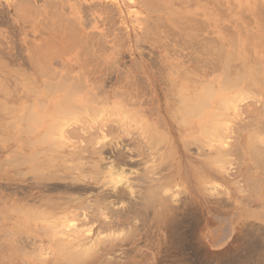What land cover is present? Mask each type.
Returning a JSON list of instances; mask_svg holds the SVG:
<instances>
[{
  "label": "rangeland",
  "instance_id": "rangeland-1",
  "mask_svg": "<svg viewBox=\"0 0 264 264\" xmlns=\"http://www.w3.org/2000/svg\"><path fill=\"white\" fill-rule=\"evenodd\" d=\"M28 1H30L29 5ZM104 1L105 3H103ZM110 1L114 3H110ZM134 1L140 0H51L54 3H64V6L66 4L65 8L67 7L65 9L63 6L61 8L63 10L54 11L56 8H44V0H0V60L7 62V67L5 68L0 65V84L5 86L4 89L8 90L9 94L8 97L0 95V102H4L9 108L10 105L14 107V110L8 115H6L7 111L2 112L0 110V123L2 124H0V189H2L0 190V264L64 263L62 259L57 260L53 258V255L51 256L50 251L54 250V244L50 242L53 240L48 238L51 237L49 233H45L47 235L44 236V232L40 234L38 232L28 233L29 231H26L24 227L18 226L20 222H23L22 213L18 214L21 211L20 209H27L30 206V202L28 204L26 199L29 196H25L26 191L28 189L31 194L35 193L31 185L35 184L36 179L33 178V174L28 172V165L15 167V164L9 163V159L12 160V157L16 156L17 152L30 153L32 151L30 146L25 147L23 145L28 139L34 140V138L29 136L28 132L25 134L27 131L25 129L29 128L27 127L29 123L26 122V120L28 121L26 116L31 115L28 112L29 115L24 116L27 113L24 111L27 105L35 106L37 99L42 102V106L39 105V108L44 107L43 109L33 108V112L40 114L42 111L44 114L42 115L41 113L44 119H42V123H39V126L40 124H46L51 118L50 116L56 113L59 107L57 99H60L62 94L59 89H55L56 87H50L54 86L55 80H59L58 76H64L65 73L70 71L69 75L72 73L71 76H76L80 79L79 75L81 74L82 78L84 77V80L82 78L80 80H83V85L75 77L82 86L81 89H77L79 96L84 97L88 92L98 93L97 97H100V100L104 99V104H101L103 106L97 105L98 108H101L98 109L100 111L103 109L106 112L111 107H115L117 103L126 104V107L128 106L127 108L125 107V110L127 109L126 112L137 111V105L126 103L131 100V102H139L138 104H141V106L138 105L139 108L141 107L140 115L143 111L147 113L146 111L155 110L153 118H149V121L152 119L151 122H155L157 118L164 116L159 111L165 105H177L180 94H177L175 89L178 90L181 86L184 87L192 79H198L202 73L208 72L214 75L218 73V65L224 60V54L229 48L228 45L223 48L221 46L222 41L227 42L231 38L249 40L252 37H264V0H207L204 2L192 0L190 3L187 0H170V3L169 0H162L160 3L158 0L159 4L157 6L163 4L162 7L160 6L163 9L157 11L158 13L154 11L152 14L143 10V7L139 8L134 5ZM107 2L109 3L107 4ZM95 3L98 4L96 5ZM31 5L34 8L31 9ZM82 5L84 8H82ZM21 6L23 7L21 8ZM107 6L108 8H106ZM164 7L168 8L165 9ZM88 8L92 10L90 11ZM20 9H23L24 12L20 11ZM16 10L19 11L18 14ZM59 11L67 13L66 15L62 12L63 15L70 17L62 18L63 15ZM27 12L29 13L28 16ZM50 12L52 16L57 13L61 15V19L65 20V22H61L65 25L69 22L67 21L68 19L72 20L73 18L79 28H76V32L73 35L68 36L71 37L70 40H67L68 38L66 37L68 44L64 40L63 48H58V51L52 48V50H45L47 52L46 55L41 57V60L45 62L41 65L42 69H48L50 66L51 70L53 69L57 73L61 72L60 75L55 72L56 79L54 75L53 77L42 73L39 75L29 63L30 55L36 54V51L40 50L48 42L50 37L47 32L49 31L47 30L48 26L54 27L52 25L54 19H51ZM176 12L182 15V19ZM100 13L103 15L101 16ZM19 15H21L20 18ZM99 15L105 21L97 19ZM48 16H50L49 22H52V24L45 21ZM81 18H83V21ZM90 19L93 21L92 23L97 25L95 28L92 27L94 24H90ZM55 20L57 21V19ZM74 21L70 23L73 22L74 24ZM84 22H88L90 25L86 23L85 27V25H82L85 24ZM202 24L203 26H201ZM96 28L97 30H94ZM78 30H82L83 33ZM102 33L104 34L103 36ZM97 43L102 45L98 46ZM66 45L67 47H65ZM8 58L11 59V62H8L10 61ZM64 69H66V72ZM71 69H73V72H71ZM63 73L64 75H61ZM208 77L212 76L208 75ZM52 78L54 79L52 80ZM29 80H31V83L27 82ZM46 80L51 84L48 90L43 87V83ZM33 86L34 90L31 89ZM114 94H117L116 98H114ZM83 97L82 99L86 98ZM137 98L138 100H136ZM120 109L122 111H118L123 112L124 107ZM26 110L28 109L26 108ZM115 112L118 115L111 114V120L122 117L121 113L116 110ZM45 114H47L48 118L45 117ZM141 116V120H144L143 115ZM19 117L22 121L26 119V123L24 121L21 122ZM135 124H138V122L129 123L124 128L128 132L133 131L136 134V130H133ZM24 126L25 129L23 128ZM31 126L33 127V125ZM71 127L73 126L69 128ZM39 128L41 129V127L35 126V133H42ZM133 132L130 133L131 135L124 137L126 138L125 140L136 137ZM182 137H184V134ZM234 138L235 135H232V138L227 140L231 143L230 149L234 151L231 152L232 154L230 153L229 164L224 163L225 167L222 165V168L226 170H223L224 172L221 171L222 177L206 180L208 183L205 181L207 184L205 182L203 184L209 187V194L213 191L210 195L208 194L209 196L207 195L208 191L202 193L201 196L194 190V178L191 168L192 166L200 167L201 164L194 162L190 158L191 156L180 154L173 146L171 155L169 158L165 156L163 162L165 166V163L169 161L171 169L166 163V169L161 171V175L168 176L167 180L166 176L164 177L166 181H161L169 190V192L167 190L168 194L166 193V196L163 194L164 196L147 197L128 196L126 198L127 201H134V204L131 202L133 208L130 206L134 211L137 204L140 207V211L137 207L138 215L137 211L134 212L136 215L131 213V208L126 200L121 201L123 205L122 203L118 204V202L116 203L117 205L114 204V210L116 211H124L127 205L130 209L129 212L128 210L125 211L128 213H124V216L122 215L124 218L118 221L120 223L116 228L118 230L114 232V237L112 236V239L108 238L110 243H104L105 245L101 243L98 248L97 245H94L92 247L94 249L92 255L80 260L81 262L71 263L264 264V195L255 196L239 192V187L243 183L242 179L237 176L243 170L242 167H252V163L248 159L242 158L241 155L239 157V153L234 154V152L238 151H236L238 148L236 142L239 140L235 141L236 139ZM70 139L71 143L79 140L76 137H70ZM171 139L172 144H174V140L178 139V137H172ZM46 148L47 146L43 147L42 150ZM192 148L189 149L194 151V148ZM189 152L190 150L187 151L188 155H192V152ZM161 153L163 152L161 151ZM157 156L155 154L147 159L141 158L143 160L138 163L139 165L131 166L130 168L125 167V172L128 174L129 181L136 192L141 190V187H138L140 183L136 177L142 175L144 167L151 166L149 162L153 161L154 158L158 159ZM136 159L140 160L134 157V160ZM171 170L175 171L172 172ZM129 172H132L131 175ZM24 173L25 175H23ZM156 173L159 175L160 172L156 171L152 177L159 178L160 175L157 176ZM52 183L59 182L53 181ZM176 190L178 193H176ZM215 192L216 195H214ZM22 196H25V198ZM32 196L35 195L32 194ZM130 197L131 200H128ZM19 199H23L21 200L22 202ZM140 203L141 205L145 203L146 206H139ZM23 234L24 238L22 237ZM16 235L20 236L18 239L22 238V243H19L21 239L18 241L16 239L18 236ZM26 236L28 238L33 236L35 239L38 237L36 241L32 237L34 241H31L38 244L35 245L33 243L34 246L31 248L30 242L27 244L25 240L30 241L31 238L28 239ZM96 236V231H94V235H88L87 237L90 241H94ZM104 236L105 233L103 234ZM87 237H84V240ZM89 239L85 240L84 246L90 244L88 243ZM20 244L24 246H20ZM28 245L30 248H26ZM35 246L36 248L41 246L40 248L43 249H34ZM27 249L32 250L30 252ZM44 249L45 251H43ZM34 251L36 256H33Z\"/></svg>",
  "mask_w": 264,
  "mask_h": 264
},
{
  "label": "bare ground",
  "instance_id": "bare-ground-1",
  "mask_svg": "<svg viewBox=\"0 0 264 264\" xmlns=\"http://www.w3.org/2000/svg\"><path fill=\"white\" fill-rule=\"evenodd\" d=\"M187 1L190 3L192 0H187ZM198 1L204 2L207 0H198ZM159 2L161 3L162 0H159ZM29 3L30 1H28V5ZM103 3H105V1ZM108 3L109 2H107V4ZM110 3H114V2L110 1ZM43 4H44V8H50V9L56 8V10L54 11H57L59 9L63 10L61 8L64 6L63 5L64 3L63 4L60 2L54 3L51 2V0H44ZM133 4L139 8L143 7L144 8L143 10L151 14L154 11L155 13H158L157 11L163 9L161 8L163 4L157 6V4H159L158 0H140L137 2L134 1ZM31 6H29L31 7V9L34 8L33 5ZM65 6L63 8H65ZM108 6L106 8H108ZM22 7L23 6H21V8ZM99 7L101 6L99 5ZM82 8H84V6ZM164 8L167 9L168 7H164ZM23 9H20V11L24 12ZM36 10L40 11L38 9ZM89 10L91 11L92 9L90 8ZM18 12L19 11H17L16 13L18 14ZM28 12L26 13L27 16L29 14ZM35 13L38 14L37 12ZM65 14L67 15V13ZM65 14L63 15L62 18L70 17V16L68 17L65 16ZM49 15L52 16L51 12ZM102 15L103 14H101V16ZM179 15L181 16L179 17L182 19V15L181 14ZM50 16H48V19L46 18L47 20L45 21L49 22ZM53 16L51 17V19L52 18L54 19L53 24L52 22L49 23L52 24L54 27L48 26L47 29L49 30L47 32L50 35L48 42H46L40 48V50H37L36 54H32L29 57V63L34 71L38 72L39 75H41L42 73L43 75L47 76L48 74L50 75V77H53V75L55 77V72L57 73V71H54L53 69L51 70V68H49L50 66L49 67L47 66L48 69L46 68L42 69L41 65L42 63L45 62L41 60V57H43V55L44 56L46 55L47 52H45V50L53 49L58 51V48L61 47L63 48L64 40H66L67 38H68L67 40H70L71 37L68 36L73 35L76 32V28H78V26L76 25L77 23L75 24L76 20L74 21L73 18L72 20L66 19L69 22L67 23V25H65L63 24V22H61V21L65 22V20L61 19V15L57 13L56 15ZM101 16L99 15L97 19L103 21L104 19H102ZM20 17L21 15H19V18ZM55 19H57V21ZM81 19L83 21V18ZM174 19H175V15H174ZM188 19H190V17ZM71 21H74V24L73 22L70 23ZM92 22L93 21H91L90 23L91 25L94 24ZM84 23L85 24L82 25H85L86 27V23L88 22H84ZM95 26L97 25L96 24H94V26L92 25V27L94 28ZM201 26H203V24ZM94 30H97V28ZM78 31L82 32V30H78ZM93 34L95 33L93 32ZM103 35L104 34L102 33V36ZM10 39L12 38L10 37ZM67 40H66L67 42L66 44H68ZM97 44L98 46L102 45V44L99 45V43ZM225 45H228L229 48L226 46L228 49L226 51V54H224L223 57L224 60H222L221 63L218 65L219 67L218 73L216 75L208 72L202 73V75L198 77V79L197 78L195 80L192 79L184 87L181 86L178 90L175 89V92H177V94H180L178 96L180 99L177 105L176 106L165 105V107L159 111V113H162L164 116L157 118L155 122H151L152 119H150L149 121V118L153 116L155 110L146 111L147 113L143 111L141 115H143L145 119L141 120L142 117L140 115L141 107L140 108L138 107V105L141 106V104H138L139 102L137 103L131 102L130 99H129L130 101L126 103L129 105H137V111H134L133 109H132L133 111H131L128 109L131 112L128 111L126 112L127 110V109L125 110L126 104L123 103L118 104L116 102L117 104H115V107H111L106 112L105 110L102 109L101 112L100 110H98L101 108H98L97 105L99 104L101 105L102 103L104 104V99L102 98L100 100V97L99 98L97 97L98 93L88 92L84 96L86 98L82 96L84 99H82V97L79 96L77 89H81L82 87L81 83L84 80V77L82 78L81 74L79 75L80 76L79 79L76 76L74 77L71 76L72 73L71 75H69L70 71L65 73L66 69H64L65 75L63 73L61 75L64 76L59 77L58 75H60L61 73L59 71L60 73H57L59 80L58 79L55 80L56 82H54L55 84H53L54 85L53 87H50L51 86L50 82L49 81L47 82L46 80L43 83V87L45 89L48 90L49 87L50 88L56 87L55 89H59L60 93L62 94L60 95L61 98L57 99L59 107L56 113H53V115L50 116L51 118L49 119L48 122H46V124L45 123L40 124L39 126V123L42 121V119H44L42 116L44 114L42 111H41L42 115L41 113L39 114L38 112H33L34 110L33 108L37 107L38 110H40L41 108L43 109L44 107H41L42 102H39L38 101L39 99H37L36 100L37 104L35 106L34 105L31 106L29 104L27 105L26 108L28 110H26L25 108L24 111L27 113L29 112L31 115L26 116L29 115V113L28 114L26 113L24 115L27 117L25 118L28 119V121L23 117L22 118L24 119L23 120L24 122L26 120V122L29 123V126H27L29 128L26 127L27 129H25V126L23 128L27 130L25 134H27L28 132L29 136L34 138V140L28 139L26 140V142L23 143V145L25 147L30 146V148H32L31 149L32 151H30V153H23V151L17 152V154L15 153L16 156L13 157L11 156L13 159L11 158L12 160L9 159L10 162L8 161L11 164H15L16 165L15 167L17 166L23 167L24 165H28L27 168L28 172L33 174V178L36 179L35 184L31 185L33 190L35 191V193L32 194H34L35 196H32V194L30 193L31 191H28L27 189L25 196L26 197L29 196L26 199L28 204L30 202V206L27 209L26 208L20 209L21 211H19L18 214H20V212L22 213L21 215L23 216V222H20L18 226L24 227L26 231L27 230L29 231L28 233L38 232L40 234L44 232L43 236L47 235L45 233H49L51 237L48 238L49 239L51 238L53 240V241L50 240L49 241L53 242L52 244H54L53 248L55 250V251L53 250L54 252L50 251L51 256L53 255V258H56L57 260L62 259L64 262L63 264H70L71 262H76V261L79 262L80 260H84L86 257L93 254L94 249L92 247H94V245H97L98 248L99 244L101 243L106 244L110 241V239L114 237V232L115 230H118L116 228L120 223L118 221L121 220V218H124L122 217V215L124 216V213H128L129 209L132 207V204H134V201H131L132 202L131 204L130 201L126 200L128 196H146V197L161 196V195L164 196L163 194H165L166 196L168 189L163 183H161V181L164 180L165 178L167 180L168 176L165 175L166 176L165 177L161 175V171L166 169L167 167L166 163H168L169 161L165 163L166 166L165 167L163 165L164 157L166 156L167 158L168 156L169 158V156L172 153L173 146L177 152L178 151L180 152V154L183 153L186 156L189 157L191 156L190 158L194 162L199 163V165L201 164L200 167H194L191 165L192 166L191 172L194 178L193 179L194 190L196 191L197 194L201 195L202 193L207 192L209 189V187H207L206 185L208 183L206 180L219 179L222 177L221 171L223 170L226 171L222 167L226 166L224 165V163L229 164L228 159L230 160V156L232 154L231 152L234 151L230 149L231 143L227 141L228 139L232 138V135H235L234 138L236 139L235 141L239 139L236 142L238 147V148L236 147L237 148L236 151L237 150L238 151L234 152V154L239 153L238 156L241 155L242 158L244 157L248 159L249 162L252 163V167L251 166L242 167L243 170H241L240 174L237 176L238 178L242 179V183H243L242 186L239 187V192L241 194L263 196L264 195L263 194L264 193V37H257V38L252 37L249 40L231 38V40H228L227 42L226 41L221 42V46L223 48H225ZM65 47H67V45ZM9 60L10 61L8 62H11V59ZM0 65L5 68L7 67V62L0 60ZM80 69L82 70V68ZM71 70H72L71 72H73V69ZM208 75L212 77L209 78ZM75 77L78 78L79 81L81 80V78L83 80L80 81L81 82L80 83L78 80H76ZM53 79L54 78H52V80ZM27 82L31 83V80ZM4 87L5 86L0 84V95L4 97L5 96L8 97L9 95L8 90L4 89ZM33 88L34 86L31 89ZM114 96H115L114 98H116L117 94H114ZM136 100H138V98ZM105 101L107 100L105 99ZM122 102L124 101L122 100ZM112 103H114V101H112ZM105 104L107 103L105 102ZM39 105H41L40 106L41 108H39ZM119 107L120 108L124 107L123 112H119L120 110L122 111V109H120ZM0 110H2V112L7 111L6 115H8L9 113H11V111L14 110V107L10 105L9 108L7 104H5L4 102H0ZM115 110L121 113L122 117H118L115 120H111L110 115L113 113L117 114ZM48 115L50 114L48 113ZM45 117H47V114H45ZM23 121L21 119V122ZM136 121L138 122V124H135L133 130L134 131L136 130L137 133L135 134L133 131H131L136 135V137L132 135L134 136V138L131 137V139L125 140L126 138L124 137L131 135L130 134L131 132H128V130H126L124 127L128 126L129 123H133V122L136 123ZM31 125H33V127ZM34 125L41 127V129L40 128L39 129L42 131V133L41 132L35 133L36 129ZM70 126L73 127L69 128ZM183 134L184 137H182ZM70 137H74V138L76 137L79 140L76 139L77 141L73 142L74 144L76 143L74 145L73 143L70 142V140L72 139V138L70 139ZM172 137H178V139L174 140V144H172V139H171ZM69 143L70 145L71 144L73 145L68 146ZM45 146H47V148L42 150V148ZM191 147L194 148V151L193 150L191 151V149H189ZM188 150L192 152V155L191 154L188 155L187 153ZM207 150H211V151L208 152ZM161 151L163 153H161ZM155 154L158 155L157 156L158 159H155L154 157L152 158H154L155 163L157 162L158 163L155 164L154 160L153 161L151 160L149 162L151 166L149 165L144 167L143 174L141 173L142 175H138L136 177V179L139 181L141 185L138 186L141 187V190H138V192H136L135 189H133L132 183L129 181L128 174H126L125 172V167L130 168L131 166H137L139 165L138 163H141V161L143 160L141 158L147 159L151 157V155H155ZM132 156H134L135 158H139L140 160L138 159L134 160V157ZM168 167H169V163H168ZM235 169L236 167L234 168V171ZM156 171L160 172L159 173L160 176L157 175L158 173H156V175L159 176V178L152 177ZM131 173L132 172H129L130 175ZM23 175H25V173ZM170 176L172 175L170 174ZM51 181L52 182L57 181L59 183H52ZM204 182L206 183L205 184L206 186L203 185ZM178 184H179V180H178ZM178 192L176 190V193ZM208 194L209 191L207 192V195ZM214 195H216V192ZM25 196L22 197L25 198ZM129 199L131 200V197L128 198V200ZM125 200L129 203V207L131 206L130 208L127 205L126 207L128 209L123 208L124 211L114 210V204H116L117 202L118 204H120ZM142 205L146 206L145 203ZM142 205L141 203L139 204V206ZM136 206L138 207V204ZM137 207L135 211H137L138 208L140 211V207L138 208ZM131 209H130L131 213L134 214L135 211L132 209L133 210L132 212ZM127 210L128 212H125ZM134 215H136V213ZM137 215H138V211H137ZM94 231H96V235H97L96 239L94 241H90V239L87 236L94 235ZM104 233L105 236L103 237ZM13 235L15 236V234ZM16 236H18L17 238L15 237L16 239L20 237L19 235ZM22 237L24 238V234ZM32 237L33 236H31L30 239L26 236V238L30 239V241L25 239L27 241V244L30 242L31 245L30 244L29 245L31 248L34 246V244L35 245L38 244L34 242L33 244L31 242L34 241L35 239V237H33L34 239L32 240ZM84 237H87L86 239L87 240L89 239L88 243H90L88 246L85 245L86 247L84 246L86 242L85 241L86 239L84 240ZM20 239H18V241L20 240L19 243L22 241V238ZM37 239H35V241ZM49 244L51 245V243ZM24 245L20 244V246H24ZM29 245L28 247L26 246L25 247L30 248ZM49 247L48 249H50ZM35 248L36 246L34 247V249ZM35 251L33 253L34 254L33 256H36ZM43 251H45V249ZM61 263L62 262H60V264Z\"/></svg>",
  "mask_w": 264,
  "mask_h": 264
}]
</instances>
